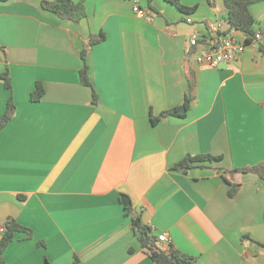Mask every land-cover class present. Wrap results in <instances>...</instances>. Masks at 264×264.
<instances>
[{
	"label": "crops",
	"instance_id": "1",
	"mask_svg": "<svg viewBox=\"0 0 264 264\" xmlns=\"http://www.w3.org/2000/svg\"><path fill=\"white\" fill-rule=\"evenodd\" d=\"M180 2L192 9L84 0L77 23L42 0L0 2V74L11 82L0 77V115L10 96L15 105L0 129V228L13 217L29 230L15 232L7 264H156L132 214L196 264H264V180L235 170L264 163V0L249 5L259 38L213 68L195 54L245 35L223 0ZM84 48L92 87L80 79ZM37 82L44 92L31 101ZM174 108L182 115L160 116ZM207 153L222 158L172 169Z\"/></svg>",
	"mask_w": 264,
	"mask_h": 264
},
{
	"label": "trees",
	"instance_id": "2",
	"mask_svg": "<svg viewBox=\"0 0 264 264\" xmlns=\"http://www.w3.org/2000/svg\"><path fill=\"white\" fill-rule=\"evenodd\" d=\"M9 0H0V2H6ZM171 2L174 6H176L179 10H190L192 9L186 7L181 4L180 0H167ZM262 0H223V4L226 11V20L229 24L231 29H235L241 31L244 35V42L250 43L254 40V32L252 30V25L254 23V18L249 12V5ZM42 6L54 13L58 18L63 20H69L74 23L79 22L86 14L84 0H42ZM103 38V35L100 36L98 39H91L90 43L98 41L99 39ZM261 50L264 51V47H261ZM86 49L84 48L81 51V57L84 60V65L80 69V79L81 82L85 85L92 87V84L89 80L88 75V66L85 62ZM0 77L4 80V85L7 89L11 88L10 77L8 71L5 70L3 73L0 74ZM44 89L40 82L35 84V88L30 93V100L31 101H38ZM92 95L93 100L96 99L95 90L92 88ZM187 102V99H186ZM15 112V105L12 101V97L10 96L6 102V107L4 113L0 115V129H2L6 123L11 119ZM182 115L180 114L176 108L169 109L163 111L160 116L166 115ZM159 118L156 117L152 121L153 123L157 122ZM221 155H212V154H198V155H187L179 162L175 163L172 166V169L179 170V171H187L193 167L202 166L201 163L203 162H212V161H219L221 160ZM236 171L240 172H254L256 173L261 179L264 180V163H258L248 167H241L235 169ZM235 191L232 188L229 191V194H233ZM131 225L135 233L137 234V238L141 244L143 250L148 254V256L156 263V264H196L197 258L193 255L184 253L177 249L172 248L169 246L168 248H164L162 245L158 244L157 241L158 237L152 235L151 228L149 225L144 223L140 216L137 214L131 215ZM29 230L24 226L20 225L13 217H7L4 225L3 230L0 236V264H7L4 261L2 256L3 251L7 247V245L13 240L14 234L17 231ZM29 234V233H28ZM261 246H264V243H257Z\"/></svg>",
	"mask_w": 264,
	"mask_h": 264
},
{
	"label": "built area",
	"instance_id": "3",
	"mask_svg": "<svg viewBox=\"0 0 264 264\" xmlns=\"http://www.w3.org/2000/svg\"><path fill=\"white\" fill-rule=\"evenodd\" d=\"M133 11L140 17H148L146 10L139 5L133 6ZM187 22H191L192 19L188 17ZM208 27L212 31H217V25L215 23H208ZM259 33L254 34V40L259 38ZM198 31H194L189 39L188 43L191 46L197 45ZM245 42L236 38L233 34L220 35L218 40L212 41V43L205 49L195 54V60L198 64L207 67H217L221 63H233L242 54L245 46ZM3 228H0L2 232ZM158 240L169 243V237L167 233H161L158 236Z\"/></svg>",
	"mask_w": 264,
	"mask_h": 264
},
{
	"label": "water",
	"instance_id": "4",
	"mask_svg": "<svg viewBox=\"0 0 264 264\" xmlns=\"http://www.w3.org/2000/svg\"><path fill=\"white\" fill-rule=\"evenodd\" d=\"M180 111H183V109H180ZM121 202L123 206H128L129 204V198L126 195L121 196Z\"/></svg>",
	"mask_w": 264,
	"mask_h": 264
}]
</instances>
